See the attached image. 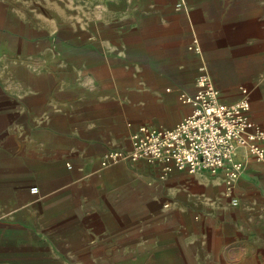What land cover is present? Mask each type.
Instances as JSON below:
<instances>
[{"label":"crops","instance_id":"0c3cea01","mask_svg":"<svg viewBox=\"0 0 264 264\" xmlns=\"http://www.w3.org/2000/svg\"><path fill=\"white\" fill-rule=\"evenodd\" d=\"M201 74L264 128V0H0V264H264V160L102 164Z\"/></svg>","mask_w":264,"mask_h":264},{"label":"built area","instance_id":"2783aa9c","mask_svg":"<svg viewBox=\"0 0 264 264\" xmlns=\"http://www.w3.org/2000/svg\"><path fill=\"white\" fill-rule=\"evenodd\" d=\"M197 89L184 95L191 110L173 128L150 130L139 126L127 150H111L102 164L127 154L134 160L159 164L165 171L185 170L211 174L223 170L230 189L242 174L243 162L236 159L239 148L264 160V128L251 117L250 89L241 85V96L232 102L221 100L220 89L207 74L197 79ZM37 192V186L30 188Z\"/></svg>","mask_w":264,"mask_h":264},{"label":"bare ground","instance_id":"6f19581e","mask_svg":"<svg viewBox=\"0 0 264 264\" xmlns=\"http://www.w3.org/2000/svg\"><path fill=\"white\" fill-rule=\"evenodd\" d=\"M200 73H203V72H201V70H200ZM202 75V74H201Z\"/></svg>","mask_w":264,"mask_h":264}]
</instances>
